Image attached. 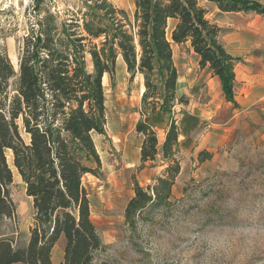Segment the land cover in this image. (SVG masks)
Returning a JSON list of instances; mask_svg holds the SVG:
<instances>
[{
	"label": "trees",
	"instance_id": "1",
	"mask_svg": "<svg viewBox=\"0 0 264 264\" xmlns=\"http://www.w3.org/2000/svg\"><path fill=\"white\" fill-rule=\"evenodd\" d=\"M25 38L16 71L0 45V222L17 216L11 198L13 166L32 201L34 224L25 248L0 239V264H54L52 253L64 238L63 262L92 264L104 250L92 221V202L85 187L98 176L102 162L94 137L105 133L106 96L103 78L115 76L119 58L131 81L141 76L144 93L136 132L143 137L140 169L158 156L165 169L153 184L134 178V197L126 206V226L135 234L153 222L156 212L173 205V189L181 174L180 135L175 108L179 70L174 47L189 44L199 66L218 77L227 103L235 100L238 60L219 41L221 30L207 19L204 3L221 13H255L264 5L251 0H135L130 14L108 0H87L82 24L41 13ZM90 57L93 72L86 67ZM166 130L160 148L157 130ZM200 161L211 158L200 153Z\"/></svg>",
	"mask_w": 264,
	"mask_h": 264
},
{
	"label": "rangeland",
	"instance_id": "2",
	"mask_svg": "<svg viewBox=\"0 0 264 264\" xmlns=\"http://www.w3.org/2000/svg\"><path fill=\"white\" fill-rule=\"evenodd\" d=\"M85 1L42 0L41 13L57 16L58 24L75 19L81 25ZM108 1L130 14L134 11L135 0ZM34 5V0H0V45L16 71L24 40L38 20ZM203 6L208 21L221 30L222 43L235 35L248 38L251 25H258L254 15L224 14L214 4ZM174 57L180 76L178 97L184 98L175 108L181 174L173 189V205L156 212L153 222L141 224L135 234L124 218L134 197V178L146 188L166 165L158 156L140 169L143 137L135 127L141 119V76L131 81L121 59L115 76L103 78L107 125L104 135L94 137L102 168L84 182L92 221L104 246L92 264H264V118L253 119L255 124L238 119L241 108H225L223 95L210 94L206 73L190 45L175 46ZM86 67L93 72L89 56ZM165 135L166 130H157L160 148ZM202 152L211 158L201 162ZM11 198L17 216L0 222V239L25 248L34 210L15 175ZM56 247L52 261L59 264L65 240Z\"/></svg>",
	"mask_w": 264,
	"mask_h": 264
},
{
	"label": "crops",
	"instance_id": "3",
	"mask_svg": "<svg viewBox=\"0 0 264 264\" xmlns=\"http://www.w3.org/2000/svg\"><path fill=\"white\" fill-rule=\"evenodd\" d=\"M254 1L264 5V0ZM229 14H250L258 21V25H251L249 32L252 35L248 38L235 35L228 37L223 43L219 39L226 52L238 60L235 69V100L237 108L242 110L238 119L248 118L249 123L255 124L253 119L260 115L264 118V17L251 12ZM201 70L206 73V88L209 93L224 96L220 79L212 75L209 66ZM227 105L234 107L233 104L226 102L225 108ZM206 106H211V102Z\"/></svg>",
	"mask_w": 264,
	"mask_h": 264
},
{
	"label": "bare ground",
	"instance_id": "4",
	"mask_svg": "<svg viewBox=\"0 0 264 264\" xmlns=\"http://www.w3.org/2000/svg\"><path fill=\"white\" fill-rule=\"evenodd\" d=\"M119 60H121V58H120ZM7 158H8V162H9L11 168L13 169V172H14L15 178L21 180L19 174L17 173V170H16V169L14 168V166H13V155H12V152H10V151L7 152ZM31 203H32V202H31ZM56 248H57V247H56ZM56 248H55V249H56ZM55 249H54V250H55Z\"/></svg>",
	"mask_w": 264,
	"mask_h": 264
}]
</instances>
